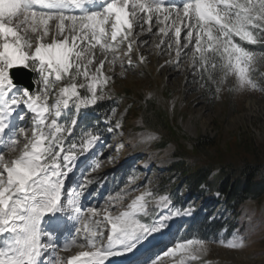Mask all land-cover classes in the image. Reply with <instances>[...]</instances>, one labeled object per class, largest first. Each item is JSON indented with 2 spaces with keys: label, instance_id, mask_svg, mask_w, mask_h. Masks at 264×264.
<instances>
[{
  "label": "rangeland",
  "instance_id": "obj_1",
  "mask_svg": "<svg viewBox=\"0 0 264 264\" xmlns=\"http://www.w3.org/2000/svg\"><path fill=\"white\" fill-rule=\"evenodd\" d=\"M183 2L185 0L174 4L182 8ZM165 4L170 3L165 0ZM102 8L103 5L90 10L100 11ZM80 14L79 12L75 15ZM138 15L144 14L138 12ZM134 23L132 31L138 34L140 25L138 22ZM167 23L170 24L171 21ZM51 24L52 22L50 26ZM163 26H157L153 20L151 32L135 37L139 43L131 53V63L126 55V44L107 53L97 46L88 56V59L92 60L88 71L92 75L95 74L96 67H101L99 79L94 82L83 75L75 78L81 101L85 98L79 92H84V95L91 98L89 85L93 83L96 85L95 94L102 97L99 100H115V110L111 117L116 121L110 124V133L84 123L89 104L77 107L73 98L67 108L61 105V115L56 117L57 123L64 127L71 126L73 130L62 135L63 145L56 146V150L61 151L63 148L58 158L62 166L65 163V155L69 152L76 153L68 166L60 169L67 173L64 179H69L66 186L68 194L65 195L64 201L72 200L74 203L66 209L64 229L53 236L55 251L46 247L42 263L54 264L55 253L63 254L74 249L89 248L82 247L86 242L83 240V232L77 235V228H86L91 224L92 229L96 230L99 222L98 227L104 231L106 240L110 232L108 224L104 220L89 219V209L98 212L112 207L115 210L123 203H131L136 196L143 194L145 211L138 215L140 222L153 223L160 210L158 202L165 196L169 202L166 209L168 215L171 219H176L172 220L174 223L177 222L169 237L170 242L144 253L142 258L149 260V264L152 260H156L157 264H264V195L257 200L245 201L237 213H233L224 206L218 193H215L212 201L198 195L188 198L183 190L181 177L173 176L167 168L170 163L179 160L178 147L182 144L185 151H191L200 135L212 139L213 146L202 149L198 158L214 162L216 168L219 167L218 163L226 167H235L244 162L264 165V56L261 55L264 53V31L253 29L259 37L255 44L235 38L236 42L257 54L247 66L248 76L256 84V87L252 88L242 87L232 74L224 76L218 69L212 71L213 79L210 80L208 72H202L199 64H193L191 53L194 45L183 49L177 60L175 46L173 45L171 52L168 50L169 36L159 33V27ZM148 27V24H144L145 29ZM171 32L174 33V29ZM29 35L34 39L36 34L29 32ZM185 35L186 30L182 29V43ZM29 42L32 43L33 40L30 39ZM141 55L144 57L143 62L139 58ZM113 57L114 63L111 62ZM101 60H104L102 66L99 64ZM81 63L87 64V59H83ZM106 77L108 79H105ZM38 79V74L34 72L33 92L36 91ZM52 80L51 95L47 101L50 111L45 114L46 123H51L56 97L62 95L60 89L73 82L69 77L60 81L52 77ZM217 88L220 89L219 92ZM150 106H154L157 112L167 118L177 132L176 140L164 147H161L160 143L165 132L160 128H153L152 123L148 121ZM15 114L16 120L11 127L16 130L23 127L26 133L17 137L7 132L4 137L7 144L0 148V155H3L6 161L16 159L21 154L24 144L28 142L25 136L31 138L34 114L25 106H19ZM73 118H77L75 126L71 125ZM137 133L150 136V139H138L131 143L130 139ZM93 136L97 139L87 151H83L84 142ZM11 139L17 140V144L9 150ZM167 148L171 151L164 156ZM125 155L129 162L124 160L117 164ZM75 159L82 161L80 164H73ZM139 161L145 164V169L136 168ZM164 177H169L172 183H176L175 189L180 190L182 205H174L167 193L153 194V188ZM200 188L206 190L203 185ZM77 207L80 209L78 214L75 211ZM206 211H210L215 218L233 222L234 229L230 232L221 231L216 240L204 241V246L196 253L195 260L178 250L168 253V249H175L177 244L189 240L183 234L184 228L198 213L203 214ZM77 215L80 219H74ZM73 238H76V242L65 249V243ZM59 239L63 242L59 243ZM156 252L158 254L155 255Z\"/></svg>",
  "mask_w": 264,
  "mask_h": 264
},
{
  "label": "snow or ice",
  "instance_id": "obj_2",
  "mask_svg": "<svg viewBox=\"0 0 264 264\" xmlns=\"http://www.w3.org/2000/svg\"><path fill=\"white\" fill-rule=\"evenodd\" d=\"M94 3L95 0H0V134L7 131L11 136L25 135V128L16 130L11 127L12 117L19 106H25L34 114L31 138L25 136L28 142L21 154L9 161L0 155V233L11 234L0 247V264H41L46 247L55 251L53 235L44 230L42 222L54 212H65L74 203L69 200L65 205L62 200L67 173L60 169L67 167L76 155L69 152L63 157L64 165L59 163L63 148L57 151L56 146L63 145L62 135L73 129L59 125L56 117L61 115V105L67 108L70 99L74 98L80 107L102 98L95 94L96 85L93 83L89 85L91 99L85 97L81 101L75 83L78 75L94 82L99 79L101 67H96L92 75L88 71V65L92 64L88 56L97 46L107 53L126 44V55L131 63V53L139 43L135 37L151 32V22L155 20L157 26L164 25L159 27V33L169 36L168 50L171 52L175 46L177 60L183 49L194 45L193 64H199L202 72H208L210 80L213 79L212 71L218 69L224 76L232 74L242 87H256L248 76L247 66L257 54L236 42L235 38L257 43L258 33L253 29L264 31V0H185L182 8L174 3L166 5L165 0H103L100 11L86 7ZM74 9H79L81 14H71ZM138 12L144 15H138ZM134 21L140 25L138 34L132 31ZM144 24L149 27L145 29ZM173 29L174 33L171 32ZM182 29L186 30L183 43ZM29 32L36 34L34 39ZM139 58L143 62L144 57ZM83 59H87V64L81 63ZM111 62H115V57ZM99 64L102 66L104 60ZM21 67L38 74L35 92L28 88L22 90L14 82L12 70ZM52 77L56 81L69 77L73 82L60 89L62 95L56 97L51 123H46ZM219 90L217 88V92ZM76 124L77 118H73L71 125ZM96 139L93 136L86 140L83 151H87ZM16 144L17 140L11 139L9 150ZM144 199L143 194L138 195L128 205L130 211L106 217L111 224L106 240L104 231L98 227L99 222L96 230L91 224L77 228V235L83 232L86 242L82 247L90 250L69 256L67 264H104L108 257L135 256L138 249L164 227V219L146 224L134 218L136 212L145 211ZM167 199L161 197L162 201ZM75 211L78 214L79 207ZM89 212L95 215L94 209ZM74 219H80L79 215ZM61 228V222L57 220L51 231L55 233ZM75 242L76 238H73L65 243L64 248ZM203 246V240L189 239L177 244L175 249H168V253L178 250L195 260L196 253ZM132 264H139V259L134 258ZM143 264H149V260ZM151 264H157V261L152 260Z\"/></svg>",
  "mask_w": 264,
  "mask_h": 264
},
{
  "label": "trees",
  "instance_id": "obj_3",
  "mask_svg": "<svg viewBox=\"0 0 264 264\" xmlns=\"http://www.w3.org/2000/svg\"><path fill=\"white\" fill-rule=\"evenodd\" d=\"M83 97L84 92H79ZM91 99L90 97H88ZM115 100H97L90 105V110L95 111L98 117H85L86 125H94L97 130H104L110 133V124L116 119L111 115L115 110ZM148 110V121L153 128L161 129L165 133L161 136L160 146L164 147L169 142L175 141L177 132L167 118H164L156 111L154 106ZM213 146V140L207 136H198L191 151L186 150L182 144L179 148V160L170 163L167 168L170 173L183 180L184 189L188 198L194 196L206 197L208 201L214 200L215 193L221 196V202L233 213H237L240 206L247 200H257L264 195V165L244 162L235 167L210 160L198 158L202 149ZM214 173V174H213ZM176 183L171 178L164 177L153 188L154 195L167 193L168 197L176 205H182L180 190L175 189ZM201 185L206 187L203 190ZM233 222L222 220L212 216L210 211L198 213L184 228L183 234L188 239H200L203 241L216 240L221 231L230 232L234 229Z\"/></svg>",
  "mask_w": 264,
  "mask_h": 264
},
{
  "label": "bare ground",
  "instance_id": "obj_4",
  "mask_svg": "<svg viewBox=\"0 0 264 264\" xmlns=\"http://www.w3.org/2000/svg\"><path fill=\"white\" fill-rule=\"evenodd\" d=\"M178 1H181V0H177V2ZM102 2H103V0H95V3L94 4H90V6L95 5L96 3H97V5H99ZM250 103H252V102L250 101ZM253 106L254 105L252 103V107ZM151 136L154 137L152 134H151ZM138 139L149 140L150 136L146 137L142 133H137L130 139V141H131V143H135ZM0 141H2V142H0V145L2 147L6 146L7 142L4 139H2L1 137H0ZM170 151H171L170 148H167L165 150L164 156L168 155L170 153ZM126 158H127L126 155L123 156L122 158H120L118 160L117 164H121ZM78 162H80L79 159H77L75 161V163H78ZM136 168L145 169V164H142L139 161L137 163V165H136ZM68 180L69 179H64V185H63V190H62V200L63 201H64V198H65V195L68 194L67 193L68 189L66 188V186L68 185ZM135 194H137V193H135ZM133 200H131V201H133ZM161 201L158 202L159 204L157 206L159 207L160 210H159V213L157 214V216H156L154 221H159L160 219H164V227L160 231H158L157 233L153 234V236L150 238V240L147 243H145L140 249H138L137 253L134 254L135 256H133V254H126L124 256L108 257V259L104 262V264H122L125 261H129V260H131L133 258L136 259L137 256H139V254H141L142 252H144L146 250H150L158 242H161L162 244H165L166 242H170L171 239L169 237L171 236L172 232H174L175 225H176L177 222L174 223L172 220H176V219H171L169 217V215H168V212L166 210L167 209V205L169 204L168 200L167 201H162V202ZM131 203H123L122 205H120L119 208H117L115 210H113L112 207H108V208L101 209L98 212H95V215L92 212H89V211L87 212V214L89 216V219H93L95 221L104 220L108 225H111L110 222L106 219V217L109 216V215H111L112 217H115V216L119 215L121 212L130 211V209L128 208V205H130ZM64 204L68 205L69 204V200L68 201H64ZM71 205H73V204H71ZM71 205H69V207ZM141 213L142 212H136L134 214V218L139 220L138 215H140ZM81 214H83V213H81ZM53 217H55V219L52 221L51 219ZM65 217H66V211L65 212H62V211L54 212L53 214H50L49 216H47L45 218L46 220L42 222V227L44 228V230H47V231H49V229L52 230V229L55 228V221L60 220L62 228L57 230V231L60 232L62 229H64V225H63L62 222L65 220ZM53 236H54V234H53ZM6 238H3L1 233H0V247L4 246V241L6 240ZM43 240H44V238L42 237V241ZM58 242L62 243L63 241H62V239L61 240L59 239ZM156 247H158V246H156ZM156 247H154L153 249H155ZM89 250H90L89 248H85V249H74L71 252L63 253V254L55 253L53 255V257L55 259L54 264H67V260H68L69 256H75L81 251H89ZM45 252H46V249H45ZM156 254H158V252H156L155 255ZM57 258H59V259H57ZM137 259H139V264H143V262L145 261L142 258V256L137 258ZM41 264H45V263H42V261H41ZM129 264H132V262H129Z\"/></svg>",
  "mask_w": 264,
  "mask_h": 264
},
{
  "label": "water",
  "instance_id": "obj_5",
  "mask_svg": "<svg viewBox=\"0 0 264 264\" xmlns=\"http://www.w3.org/2000/svg\"><path fill=\"white\" fill-rule=\"evenodd\" d=\"M11 74L17 85H22L24 88H28L31 91L34 89V82L32 81L33 72L31 70L21 67L13 69Z\"/></svg>",
  "mask_w": 264,
  "mask_h": 264
}]
</instances>
